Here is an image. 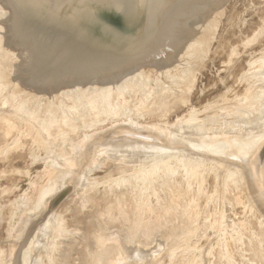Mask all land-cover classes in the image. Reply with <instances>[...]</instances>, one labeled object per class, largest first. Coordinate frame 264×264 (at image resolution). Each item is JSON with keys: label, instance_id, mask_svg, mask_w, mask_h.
<instances>
[{"label": "rangeland", "instance_id": "obj_1", "mask_svg": "<svg viewBox=\"0 0 264 264\" xmlns=\"http://www.w3.org/2000/svg\"><path fill=\"white\" fill-rule=\"evenodd\" d=\"M214 7H192L187 24H175L180 33H169L170 56L162 61L144 56L141 70L127 67L132 74L118 85L122 73L114 67L105 73L106 81L99 73L77 87L70 84L65 92L63 83L51 87L54 74H68L65 61L51 64L62 51L68 57L65 41L49 58L37 36L14 49L22 30L16 29L12 7L0 0V264H12L9 242L20 239L25 229L19 222L34 219L31 208L22 215L31 185H39L37 179H45L43 170L52 164L62 168V158H51V151L59 156L54 139L59 137L61 148H71V139L85 132L140 120L147 124L132 128L153 130L186 147L141 141L137 144L151 154L155 149L160 154L142 160L128 154L112 158L130 162L120 169L119 164L107 169L99 163L75 170V176L84 174L78 201H73L77 213L67 210L48 224L41 248L49 250L35 264H76L72 256L88 240L96 241L97 252L113 243L122 254L131 252L106 264H264V220L252 214L246 191L236 183L238 170L227 165L233 161L216 155L219 140L235 129L247 141L237 146L246 149L259 142L248 156L233 158L246 161L248 179L253 172L260 184L264 0H229L227 7ZM186 45L192 47L186 50ZM201 144H209V150ZM252 157L261 158L259 165L255 160L251 164ZM146 164L155 167L146 169ZM260 191L264 194V188ZM89 198L96 205L94 213L106 214L98 223L93 220L86 239L77 238L91 220ZM133 240L139 245L130 244Z\"/></svg>", "mask_w": 264, "mask_h": 264}, {"label": "water", "instance_id": "obj_2", "mask_svg": "<svg viewBox=\"0 0 264 264\" xmlns=\"http://www.w3.org/2000/svg\"><path fill=\"white\" fill-rule=\"evenodd\" d=\"M229 0H2L15 12L16 29L22 30L14 49L37 36L38 45L48 50V58L60 42L66 44L68 57L57 62L66 63L68 74L56 73V82L78 86L91 76L105 73L116 67L122 73L120 84L130 77L127 67L140 69L146 64L144 56L155 60L170 56V34L180 33L175 24H187V13L192 7L204 10V4L226 6ZM132 124H147V120L127 123H111V128L85 132L71 139V148H61L59 137L55 144L62 158V168L52 164L43 170L45 179H37L39 185H31L32 194L24 201L26 209L33 211L32 220L25 224L20 239L10 241L12 264H35L44 260L49 248H41L44 230L58 215L67 210H77V192L83 184V176H75V170L88 169L106 163L107 169H119L130 162H112V158L128 154L136 160L152 156L150 148H132L141 141L165 148L186 147L184 142H169V136L150 129L132 128ZM264 154V150L262 152ZM260 153V154H261ZM262 158V156H261Z\"/></svg>", "mask_w": 264, "mask_h": 264}, {"label": "bare ground", "instance_id": "obj_3", "mask_svg": "<svg viewBox=\"0 0 264 264\" xmlns=\"http://www.w3.org/2000/svg\"><path fill=\"white\" fill-rule=\"evenodd\" d=\"M262 2V1H261ZM212 6L214 7L215 5L212 4ZM220 7V6H219ZM218 6H215L214 8H219ZM206 10V9H205ZM204 10V11H205ZM214 10V9H213ZM221 10V9H220ZM212 11V10H211ZM259 11V10H258ZM201 12V11H200ZM208 13V12H207ZM258 14V13H257ZM231 15V14H230ZM197 16V15H196ZM232 16V15H231ZM251 16V15H250ZM199 17V15H198ZM251 19V18H250ZM253 23V22H252ZM255 23V22H254ZM206 25V24H205ZM251 25V24H250ZM201 25H198V29L200 28ZM210 26V25H209ZM195 29H197L196 27H194ZM208 28V27H206ZM192 30V29H191ZM202 30V29H201ZM188 31V30H187ZM198 33V32H197ZM198 36V35H197ZM202 37V36H201ZM201 39V38H200ZM199 40V39H198ZM185 42V41H184ZM201 45V44H200ZM195 46V45H194ZM186 50L187 49H190L192 46H188L186 45ZM196 47V46H195ZM202 49V48H201ZM185 51V50H184ZM192 56V55H191ZM177 58V56H176ZM169 59H173V58H169ZM168 59V61H169ZM162 61V60H161ZM167 61V62H168ZM170 62H172L170 60ZM163 64V63H162ZM183 77V76H182ZM128 79V78H127ZM132 79V78H131ZM183 80V79H182ZM124 85V84H123ZM77 87V86H76ZM124 87H127V86H124ZM110 88V87H109ZM129 88V87H128ZM130 89V88H129ZM121 90V89H120ZM125 90V89H124ZM126 91V90H125ZM74 92V91H73ZM127 93V91L125 92ZM99 94V93H98ZM131 94V93H130ZM100 95V94H99ZM97 96V95H96ZM98 97V96H97ZM100 98V97H99ZM98 99V98H97ZM101 100V99H100ZM161 100V99H160ZM95 101V100H94ZM103 101V100H102ZM92 102V101H91ZM99 102V101H98ZM169 103V102H168ZM24 105V104H23ZM99 105V104H98ZM263 105V104H262ZM94 106V105H93ZM97 106V105H96ZM25 108V107H24ZM86 108V107H85ZM84 108V109H85ZM100 108V107H99ZM254 108V107H253ZM101 109V108H100ZM240 109V108H239ZM252 109V108H251ZM74 110V109H73ZM235 110V109H234ZM75 111V110H74ZM70 112V111H69ZM102 112V111H101ZM234 113H238L237 111L234 112ZM243 113L241 111H239V114L237 115L238 116H242ZM263 118V117H262ZM259 119V118H258ZM252 121V120H251ZM97 122V121H96ZM201 124V123H200ZM201 126V125H200ZM242 130V129H241ZM232 135V136H229ZM214 135V134H213ZM242 137V132L238 131V129H235L233 130V132H230L225 134L223 136L222 139H220L219 141H221L222 143V146H221V149L219 151V153H217L216 155H219V156H228L229 160L231 159L233 162L232 163H229L227 164L228 167H235L238 171L236 172L235 174V177H236V183H239L240 186H242L241 188H243L245 191H246V197L247 199L251 202L252 204V207H251V212L254 216H257L259 217L260 220H264V194H263V191H260V190H263L264 188V165L263 167H260L259 171H260V184L259 182L256 181V177H253V172L251 173V177L252 179L249 180L247 175L248 173L246 172L247 170L245 169V163L244 161H239L237 162L236 160H234L235 158H233V156H248V154L251 152V149L253 147H255L258 143H256L254 146L252 147H247L246 149L243 147V146H237V142H240L241 141V138ZM213 139V138H212ZM244 139V138H243ZM250 139V138H249ZM252 139H254V136L252 137ZM66 140L68 141L69 138H66ZM234 140H236L235 142H233ZM260 140V139H259ZM70 141V140H69ZM208 142L207 143H212L213 141H210V140H207ZM247 141L243 140L241 141L240 143L244 144L246 143ZM230 143H233L234 145H231ZM220 144V143H219ZM209 144L207 145H199V147H201V149H206L209 150ZM225 145V146H224ZM144 145H138V144H132V148H142ZM144 147H147V146H144ZM151 150V149H150ZM200 148H198V150L196 152H200L199 151ZM161 151H159L158 149H155L154 151V154H152L153 156H157L158 154H160ZM162 154V153H161ZM192 153H190L189 155H191ZM213 154V153H212ZM210 155V154H208ZM251 156H254V155H251ZM259 157V156H258ZM237 158V157H236ZM249 158V157H248ZM239 159V158H238ZM241 160V159H240ZM249 160H251V164H253V161L255 160V163L257 165L258 162H261V158H250ZM248 160V161H249ZM199 162V161H198ZM244 163V164H243ZM233 164H238L240 167H236L234 166ZM149 166H147L146 164V169H154L155 165L154 164H148ZM146 169H142L143 170H146ZM196 170V169H195ZM140 171V170H139ZM144 172V171H143ZM151 172V171H150ZM154 172V171H153ZM142 173V172H141ZM148 173V172H147ZM139 176V175H138ZM242 189V190H243ZM85 198H88V197H85ZM93 202L92 198H89V201H86V205H91L92 206V211L93 213H91V220L85 222L86 225L85 227L83 228V230L81 232L78 233L77 235V238L81 237L83 239H86V235H88V233L92 230L93 228V220L95 221V223H98L99 220H101V218L103 217V213H94L95 210H96V205L94 203H91ZM114 206H118V205H109V209H111V207H114ZM103 214V215H102ZM88 219V218H87ZM92 222V224H91ZM101 222H104V220H102ZM72 239V238H71ZM70 244L73 243V240H70ZM130 244H133V245H136L138 246L139 243L135 240L131 241ZM77 251V250H76ZM131 256V252L130 251H127L126 253H121V249L118 245V243H113V244H107V246L105 248H103L102 250H100L99 252L96 251V241H92V240H88L81 248L80 251L77 252V254H74L72 256V259H74L73 261H76L78 263L76 264H106L108 263L109 261H111L114 257L116 256ZM223 255V254H222ZM224 256V255H223ZM81 257H82V260L83 262L81 261ZM216 257V256H215ZM218 257V256H217ZM223 258V257H222ZM225 258V257H224ZM225 260V259H224ZM119 260H114L113 264H116ZM149 261V260H148ZM148 261H144V262H141V261H138V260H135L134 262H130L129 261V264H148ZM222 261V259L220 260ZM214 262V261H213ZM206 263V261H205Z\"/></svg>", "mask_w": 264, "mask_h": 264}]
</instances>
